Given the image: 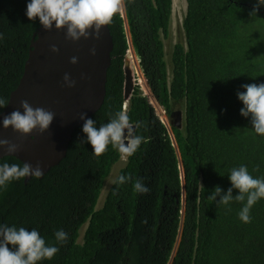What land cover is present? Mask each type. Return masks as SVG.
Masks as SVG:
<instances>
[{
	"label": "trees",
	"instance_id": "obj_1",
	"mask_svg": "<svg viewBox=\"0 0 264 264\" xmlns=\"http://www.w3.org/2000/svg\"><path fill=\"white\" fill-rule=\"evenodd\" d=\"M185 1V45L173 47L170 81L162 38L169 34L172 0H124L123 6L154 100L169 119L184 101L183 127H171L177 148L138 85L125 101L129 46L120 13L108 24L113 49L105 97L90 117L99 128L126 103L133 125L143 122L136 134L144 142L117 176L143 178L149 192L137 193L132 181L112 183L96 210L121 156L111 144L93 155L90 144L80 143L86 139L83 124L58 165L39 179L21 178L0 189V224L36 229L47 244L59 247L51 260L37 264H169L179 233L171 264H264V198L252 206L250 223L238 218L241 202L222 205L216 203L219 196L208 198L215 186L221 195L227 192L234 167L246 166L254 178H264V136L252 130L250 116L240 115L237 98L241 85L264 83V5L251 16L257 0ZM29 2L0 0V99L6 102L40 27L38 18L26 16ZM5 162L23 164L12 156L0 159ZM238 194L233 189V197ZM60 229L68 234L63 245L54 237Z\"/></svg>",
	"mask_w": 264,
	"mask_h": 264
},
{
	"label": "clouds",
	"instance_id": "obj_2",
	"mask_svg": "<svg viewBox=\"0 0 264 264\" xmlns=\"http://www.w3.org/2000/svg\"><path fill=\"white\" fill-rule=\"evenodd\" d=\"M262 5H264V0H257L250 15H255L257 9ZM123 6L124 0H30L26 5V16L29 20L38 18L40 25L45 30H50L53 25L57 30L65 29V39L75 42L82 37L88 39L90 34L93 39H99L100 29L110 24L113 17L124 8ZM121 16L123 18V15ZM127 32L129 34V31H126V34ZM2 38L3 36L0 34V39ZM128 46L132 47L129 39ZM50 50L52 52L59 51L55 45H52ZM90 54L95 55V48L90 49ZM69 62L76 64L77 57H71ZM128 70L133 77L130 66ZM62 79L64 86L68 88H72L76 84V81L71 79L68 73H65ZM241 87L244 91L237 93L238 100L243 104L240 115L250 116L252 130L256 134L264 136V83L244 84ZM152 99L156 103L153 96ZM8 102L0 99V108L5 107ZM19 103L23 111L16 109L4 116L2 119L4 129L11 127L14 132L29 135L34 130L43 133L49 128L54 118L53 112L41 107L33 108L27 100H21ZM126 107L127 104L124 103L123 109L110 114L108 122L101 124L99 128L96 126V121L91 118L85 119L86 114L81 113L79 118L84 121L82 132L86 139L81 140L80 143L90 144L92 154L95 156L102 155L110 144L113 149L119 152L121 159L133 156L141 143L144 142V137L136 134V129L141 127L143 122H137L134 126L130 121ZM0 148H5L11 154L18 151L19 146L7 139H0ZM43 175L44 172L39 164L33 167L29 163H23L22 166L16 163H0V189H6L9 183L21 178L39 179ZM228 179L231 187L226 193L221 195L222 189L215 186L208 198L216 201L219 196L220 199L216 203L222 205H229L233 200L241 202L243 206L238 213V218L243 223H250L252 206L264 198V178H254L246 166H240L230 170ZM130 181L133 182V189L137 193L147 194L149 192L143 178H136L133 181L131 176L118 175L112 183L120 186ZM233 189L239 191L235 197L232 195ZM54 237L57 244L63 245L67 242L68 234L60 229L54 233ZM58 251L59 247L47 244L36 229L29 231L24 227L17 228L0 224V264H37L42 260H51Z\"/></svg>",
	"mask_w": 264,
	"mask_h": 264
},
{
	"label": "water",
	"instance_id": "obj_3",
	"mask_svg": "<svg viewBox=\"0 0 264 264\" xmlns=\"http://www.w3.org/2000/svg\"><path fill=\"white\" fill-rule=\"evenodd\" d=\"M65 34L63 28L57 30L53 25L50 30H45L40 25L30 43L20 81L10 93L8 104L0 112V139H7L19 146L18 151L11 154L5 148H0V159L12 156L33 167L39 164L44 174L65 157L73 131L84 123L79 115L85 113V119L90 118L101 107L113 49L108 25L100 29L99 39H93L90 34L88 39L82 37L73 42L65 39ZM127 35L130 42L128 32ZM52 45L59 51L52 52ZM92 48H95V55L90 54ZM73 56L77 57L76 64L69 62ZM65 73L76 81L74 87L64 86L62 78ZM127 73L124 84L126 98L132 89V76L129 70ZM21 100H27L33 108L41 107L54 113L45 132L34 130L29 135H21L11 127L3 128L4 116L16 109L23 111L19 103ZM171 116L174 117L173 126L181 128L182 112L176 110Z\"/></svg>",
	"mask_w": 264,
	"mask_h": 264
},
{
	"label": "rangeland",
	"instance_id": "obj_4",
	"mask_svg": "<svg viewBox=\"0 0 264 264\" xmlns=\"http://www.w3.org/2000/svg\"><path fill=\"white\" fill-rule=\"evenodd\" d=\"M186 9H187V5H186L185 0H172L169 34L166 38H162L163 45H164V51H165L166 69H167L169 81L171 80V77H172V73H171L172 65H171L170 60H171V53H172L173 47L175 44H177L179 42H182L183 45H185V37H184L183 28H182V22H183L185 15H186ZM119 13H121V15H123L122 12H119ZM123 18H124V20L126 19L125 14L123 15ZM125 27L127 28V31H128V26H127L126 20H125ZM262 29L264 30V25L262 26ZM132 56L135 60L134 65L132 63V60H133V58H131ZM127 62H128V66H127ZM129 66L131 67V69H132L131 71L133 74L132 87L134 85H139V88L142 90L144 95L151 102L152 96H151L150 92L148 95L147 93H145V89L142 88L141 79L139 78V76L142 75L143 79H144V76H143L142 72L140 71L139 59H138L137 55L135 54V52L131 46H129V49H128V52H127L126 58H125V67L124 68H125L126 73H127ZM127 74H129V73H127ZM137 75H139V76H137ZM144 81H145V79H144ZM145 83H146V81H145ZM153 102L154 101H152V105L155 108L156 114L163 121L164 125L166 126V128L168 130V133H169V136L173 142V145L176 147V143H175L174 137H173L172 132H171V127L173 125V117H171V119H169L166 116L165 111L162 109V107H160L158 104H156L154 102L157 105V107H156V105H154ZM184 109H185V105H184V101H182L181 104L176 107V110H180L182 112V119H181V126L182 127H183V123H184ZM124 164H125V159H120V161H118L114 165V167L112 168L111 174L107 178L105 185H104V188L101 192L100 198L98 199V203L96 205V210L102 208L107 190L112 185V181L116 178L119 170L122 169ZM182 213H183V211H182ZM84 229H85V227H84ZM84 229L81 230L80 240H81V237L83 235ZM180 232H181V229H180ZM179 236H180V233H179L177 241L175 243L172 255L175 254L176 247H177V244L179 242Z\"/></svg>",
	"mask_w": 264,
	"mask_h": 264
},
{
	"label": "bare ground",
	"instance_id": "obj_5",
	"mask_svg": "<svg viewBox=\"0 0 264 264\" xmlns=\"http://www.w3.org/2000/svg\"><path fill=\"white\" fill-rule=\"evenodd\" d=\"M120 12H122V14L124 15V8H122ZM131 52H132V51H131ZM131 58H133V56H132ZM130 60H131V59H130ZM132 63H133V65L135 64V60H134V58H133V60H132ZM135 67H136V66H135ZM137 76H139V75H137ZM139 78L141 79L142 88L145 89V93H147V94L149 95V91H148V89H147L146 83H145V81H144L142 75H140ZM152 100H153V99H152ZM153 104L156 105L154 102H153ZM156 107H157V105H156Z\"/></svg>",
	"mask_w": 264,
	"mask_h": 264
},
{
	"label": "flooded vegetation",
	"instance_id": "obj_6",
	"mask_svg": "<svg viewBox=\"0 0 264 264\" xmlns=\"http://www.w3.org/2000/svg\"><path fill=\"white\" fill-rule=\"evenodd\" d=\"M174 111H176V110H174ZM174 111H173V112H174ZM173 112H172V113H173ZM173 118H174V117H173Z\"/></svg>",
	"mask_w": 264,
	"mask_h": 264
}]
</instances>
